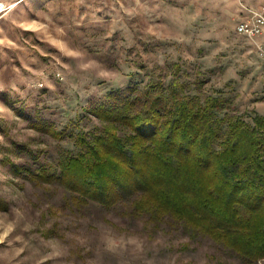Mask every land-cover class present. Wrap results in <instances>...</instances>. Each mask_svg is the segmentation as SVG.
<instances>
[{"label": "rangeland", "instance_id": "374dc122", "mask_svg": "<svg viewBox=\"0 0 264 264\" xmlns=\"http://www.w3.org/2000/svg\"><path fill=\"white\" fill-rule=\"evenodd\" d=\"M0 3V264H246L208 237L129 215L123 202L80 204L40 173H58L80 150L76 134L108 124L95 110L110 91L151 78L224 96L248 121L264 115V33L235 31L264 0Z\"/></svg>", "mask_w": 264, "mask_h": 264}, {"label": "trees", "instance_id": "16d2710c", "mask_svg": "<svg viewBox=\"0 0 264 264\" xmlns=\"http://www.w3.org/2000/svg\"><path fill=\"white\" fill-rule=\"evenodd\" d=\"M190 84L151 78L110 91L95 110L108 124L76 134L80 150L58 162V173L40 175L80 204L123 202L155 228L208 237L254 263L264 259V115L248 121L224 96L188 93Z\"/></svg>", "mask_w": 264, "mask_h": 264}, {"label": "built area", "instance_id": "2783aa9c", "mask_svg": "<svg viewBox=\"0 0 264 264\" xmlns=\"http://www.w3.org/2000/svg\"><path fill=\"white\" fill-rule=\"evenodd\" d=\"M235 31L238 34L245 35L249 38H256L264 32V5H260L257 8H251L248 10V14L239 19ZM258 54L263 58L262 66L260 69V77L262 87L264 90V49L261 45L257 46Z\"/></svg>", "mask_w": 264, "mask_h": 264}, {"label": "crops", "instance_id": "0c3cea01", "mask_svg": "<svg viewBox=\"0 0 264 264\" xmlns=\"http://www.w3.org/2000/svg\"><path fill=\"white\" fill-rule=\"evenodd\" d=\"M256 40H257V42H259L260 44H262L264 46V34L261 38H259V39L256 38Z\"/></svg>", "mask_w": 264, "mask_h": 264}, {"label": "bare ground", "instance_id": "6f19581e", "mask_svg": "<svg viewBox=\"0 0 264 264\" xmlns=\"http://www.w3.org/2000/svg\"><path fill=\"white\" fill-rule=\"evenodd\" d=\"M2 9V3H0V10Z\"/></svg>", "mask_w": 264, "mask_h": 264}]
</instances>
